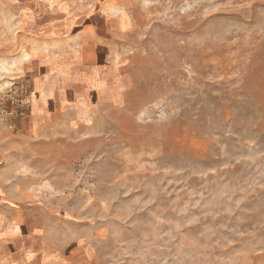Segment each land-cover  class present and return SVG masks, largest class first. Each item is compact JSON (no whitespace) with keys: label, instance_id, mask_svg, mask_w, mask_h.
Masks as SVG:
<instances>
[{"label":"rangeland","instance_id":"374dc122","mask_svg":"<svg viewBox=\"0 0 264 264\" xmlns=\"http://www.w3.org/2000/svg\"><path fill=\"white\" fill-rule=\"evenodd\" d=\"M59 1L130 27L38 81L0 0V264H264V0Z\"/></svg>","mask_w":264,"mask_h":264},{"label":"crops","instance_id":"0c3cea01","mask_svg":"<svg viewBox=\"0 0 264 264\" xmlns=\"http://www.w3.org/2000/svg\"><path fill=\"white\" fill-rule=\"evenodd\" d=\"M56 1L5 0L6 23L10 22L5 36L20 37V51L31 54L23 68L33 71L38 81L60 79L63 85L93 86L97 92L107 84L110 66L114 67L107 57L109 41L114 33L126 31L130 21L103 4L104 10L97 7L93 11L78 10L67 3L68 11L62 15V8H56L60 1ZM13 7L19 8L16 24Z\"/></svg>","mask_w":264,"mask_h":264}]
</instances>
